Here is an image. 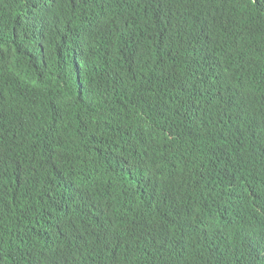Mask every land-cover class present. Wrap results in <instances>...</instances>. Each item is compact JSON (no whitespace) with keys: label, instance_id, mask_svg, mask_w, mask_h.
Returning a JSON list of instances; mask_svg holds the SVG:
<instances>
[{"label":"trees","instance_id":"obj_1","mask_svg":"<svg viewBox=\"0 0 264 264\" xmlns=\"http://www.w3.org/2000/svg\"><path fill=\"white\" fill-rule=\"evenodd\" d=\"M0 264H264V0H0Z\"/></svg>","mask_w":264,"mask_h":264}]
</instances>
